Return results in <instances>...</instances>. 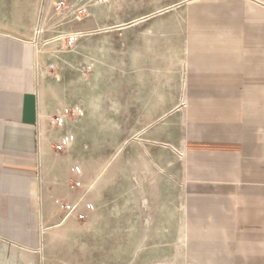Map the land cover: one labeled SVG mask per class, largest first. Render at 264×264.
Instances as JSON below:
<instances>
[{
  "label": "crops",
  "instance_id": "1",
  "mask_svg": "<svg viewBox=\"0 0 264 264\" xmlns=\"http://www.w3.org/2000/svg\"><path fill=\"white\" fill-rule=\"evenodd\" d=\"M54 1L0 0V264H83L79 247L57 243L65 220L49 150L61 136L39 95V28ZM168 9L179 18L182 101L141 131L178 157L181 211L152 229L128 217L121 264H264V0H168L128 23ZM91 15L60 25L92 32Z\"/></svg>",
  "mask_w": 264,
  "mask_h": 264
},
{
  "label": "rangeland",
  "instance_id": "2",
  "mask_svg": "<svg viewBox=\"0 0 264 264\" xmlns=\"http://www.w3.org/2000/svg\"><path fill=\"white\" fill-rule=\"evenodd\" d=\"M166 1L69 0L66 11L53 5L40 27L47 34L39 43L47 56L40 101L49 128L61 136L49 150L60 192L56 207L65 220L57 243L79 247L83 264L111 255L121 264L128 217L130 228L146 217L152 229L181 211V179L170 171L177 170L178 157L141 131L182 101L179 18L168 9L128 23ZM75 3L92 13L95 31L70 37L61 27ZM130 240L136 243V236ZM157 242L164 246L168 235Z\"/></svg>",
  "mask_w": 264,
  "mask_h": 264
},
{
  "label": "built area",
  "instance_id": "3",
  "mask_svg": "<svg viewBox=\"0 0 264 264\" xmlns=\"http://www.w3.org/2000/svg\"><path fill=\"white\" fill-rule=\"evenodd\" d=\"M67 0H56L54 1V6L57 10L66 11L68 10L69 6L66 2ZM86 14V8L83 5H79L77 7H74L73 10L70 11V15L74 16V19L78 20L82 16Z\"/></svg>",
  "mask_w": 264,
  "mask_h": 264
},
{
  "label": "bare ground",
  "instance_id": "4",
  "mask_svg": "<svg viewBox=\"0 0 264 264\" xmlns=\"http://www.w3.org/2000/svg\"><path fill=\"white\" fill-rule=\"evenodd\" d=\"M137 22V21H136ZM135 23V22H134ZM131 24H133V23H131ZM130 25V24H129ZM119 27H121V26H119ZM40 29V28H39ZM45 29H43V31H44ZM102 30V29H101ZM82 33V32H81ZM69 36L70 37H73L74 36V34L73 33H69ZM182 62V61H181ZM101 170H102V168H101ZM89 187H91V186H89Z\"/></svg>",
  "mask_w": 264,
  "mask_h": 264
}]
</instances>
